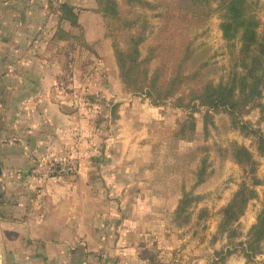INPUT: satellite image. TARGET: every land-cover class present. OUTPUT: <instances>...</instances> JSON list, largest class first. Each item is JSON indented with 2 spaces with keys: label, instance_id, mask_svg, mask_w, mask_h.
<instances>
[{
  "label": "rangeland",
  "instance_id": "1",
  "mask_svg": "<svg viewBox=\"0 0 264 264\" xmlns=\"http://www.w3.org/2000/svg\"><path fill=\"white\" fill-rule=\"evenodd\" d=\"M76 1L18 0L15 5L22 11V23L14 38L15 49L8 48L5 52L0 49V73L28 72L33 70L30 65L57 62L61 71L78 74L75 81L68 80V87L84 84L85 90H90L85 101L94 106L80 112L79 123L85 122V134L78 140L75 150L72 149L76 156L69 158L77 161L79 170L84 166L89 168L88 188L100 199L102 207L113 209L104 218L117 223L119 229L115 230L111 242L115 245L107 242L110 248L94 253L80 246V250L72 251L73 255L68 257L44 256L43 249L37 254L20 251L16 249L19 248L17 241L0 239V264H247L241 252L234 250L228 234L221 233L220 227L223 210L244 186L256 191L258 196L249 202L244 216L233 224L238 234L234 243L247 240L263 208L264 157L258 153L256 139L234 129L231 119L224 113H211L206 117L207 109L199 106L194 109L178 107L175 99L154 104L144 95L129 93L120 80L118 67L114 70L109 63L108 49L100 44L98 53V44L87 45L79 31L75 34L81 35L83 46L74 41L57 49L51 47V38L58 27L56 18L55 23L48 20L52 18L51 10L55 12L58 5L64 3L80 4L81 8L96 4L95 0ZM248 1L253 4L260 21L258 34L262 37L264 0ZM12 4V0H0V7L5 11L12 8ZM211 8L213 13L209 20L191 34L196 57L190 71L197 72L202 67V77L218 84L231 79L242 43L237 39L230 44L233 47H229V42L223 38L220 30L223 0L213 2ZM32 9L48 10L42 16L46 21L35 25L34 15L27 12ZM138 12L151 25L148 41L141 48L142 55H146L160 35L163 21L159 15L164 14V9L155 7ZM24 19L28 22L26 25ZM242 72L239 68L238 73ZM2 84L0 80V86ZM187 91L189 88L185 87L183 92ZM260 103L264 105V92ZM243 122L264 135V120L259 108H253ZM19 140L14 144H20ZM92 141L94 144H89ZM4 142L5 139H0V230L4 195L8 202L15 203L12 195L16 192L18 178L38 181L63 178L50 179L35 174L43 158L33 159L30 175L3 176L1 169L9 167L2 159ZM237 147H245L254 156L258 164L255 173L234 160ZM84 157L85 164L82 163ZM64 159L67 157L55 160ZM106 169L111 172H103ZM202 173L205 181L196 186ZM32 187L36 192L40 190L38 184ZM185 192H193L202 200L192 209L190 223L179 228L173 223V216ZM202 210L206 212L198 220ZM128 247L132 253L124 252ZM229 249L233 254L227 256ZM221 251H224L225 261L217 255ZM256 262L264 264V251Z\"/></svg>",
  "mask_w": 264,
  "mask_h": 264
},
{
  "label": "crops",
  "instance_id": "2",
  "mask_svg": "<svg viewBox=\"0 0 264 264\" xmlns=\"http://www.w3.org/2000/svg\"><path fill=\"white\" fill-rule=\"evenodd\" d=\"M12 1V8L9 10L5 11L4 7H0L2 52L8 48L15 49L14 38L22 23V11L15 5L18 0ZM76 2L81 3V0ZM61 5H58L55 12L51 10L52 18L48 19L55 23L56 18L57 26ZM74 7L83 28L81 33L85 43L90 47L97 43L98 53L99 45L103 44L108 49L109 63L117 70L112 43L105 37L106 29L102 16L96 12V4L89 8H81L80 4H74ZM27 12L34 15L32 20L37 25L46 21L42 16L48 10L32 9ZM27 12L24 14L27 15ZM23 23L26 25L28 22L24 19ZM61 27L73 34L77 31L68 24H62ZM54 35L51 47L57 49L68 44L56 41ZM95 36L99 38L96 40ZM77 44L83 46L82 40ZM39 66L45 69L54 67L43 71L38 70ZM30 67L33 70L28 72L0 73V80L4 82L0 86V139H5L2 159L9 166L1 169L3 176L30 175L34 158L55 160L76 156L73 153L74 147L79 139H83L86 128L85 122L79 123L80 112H85L86 107L89 110L94 106L86 104V94L89 95L90 90H85L84 84L79 87L67 86L68 80L77 79V73L61 71V65L57 62ZM57 67L60 71H57ZM17 139H20V144H14ZM89 144H94V141ZM82 163H87L86 157L82 159ZM109 171L111 172L103 170ZM78 174L75 176L76 180L73 176L39 181L18 178L14 188L16 192L12 195L15 203L8 202L4 195L0 239L17 241L19 248L16 249L20 251L37 254L43 249L44 256L68 257L73 255L72 251L80 250V246L84 251L91 249L94 253L102 248H110L111 244L115 245L111 242L114 240L115 230L119 229L117 223L114 219L104 218L113 209L106 205L105 208L102 207L100 199L88 188L89 168L81 167ZM34 184L39 185L38 192L33 189ZM107 242L110 244H106ZM113 250L116 253L114 248ZM124 252L132 253L131 247Z\"/></svg>",
  "mask_w": 264,
  "mask_h": 264
},
{
  "label": "trees",
  "instance_id": "3",
  "mask_svg": "<svg viewBox=\"0 0 264 264\" xmlns=\"http://www.w3.org/2000/svg\"><path fill=\"white\" fill-rule=\"evenodd\" d=\"M218 0H95L96 12L102 16L106 39H110L119 77L131 94L144 95L154 104H163L175 99V105L194 109L197 106L211 113L229 116L234 129L256 139L257 150L264 157V135L243 122L253 108L261 110L264 120V105L260 103L264 92V35L259 36L260 21L253 4L248 0H223V15L220 30L225 41L233 44L241 41L239 55L234 60V70L228 82L216 84L204 79L199 71H190L196 57L194 39L191 34L201 28L211 17V4ZM162 7L159 17L163 27L157 41L142 55L141 48L148 41L151 25L140 16L139 9ZM58 28L54 39L68 44L81 41L80 36L66 31L62 24L83 31L77 9L64 3L58 10ZM233 47V46H231ZM239 68L243 70L238 73ZM188 87L189 91L183 92ZM234 160L255 173L258 166L254 156L245 147H237ZM205 175L199 174L196 186L203 184ZM259 184V183H255ZM254 190L243 187L223 210L221 233H227L234 248L239 250L247 264H256L264 251V205L255 225L250 229L245 242L234 243L238 237L232 226L245 214L247 206L257 197ZM202 197L185 192L173 216L176 227L189 224L192 209ZM201 211L198 220L204 217ZM233 254L229 249L227 256ZM225 261L224 251L217 253ZM258 264V263H257Z\"/></svg>",
  "mask_w": 264,
  "mask_h": 264
},
{
  "label": "built area",
  "instance_id": "4",
  "mask_svg": "<svg viewBox=\"0 0 264 264\" xmlns=\"http://www.w3.org/2000/svg\"><path fill=\"white\" fill-rule=\"evenodd\" d=\"M79 173V166L75 159L64 160L41 159L36 166L35 174L40 177L57 179L64 176H76Z\"/></svg>",
  "mask_w": 264,
  "mask_h": 264
}]
</instances>
